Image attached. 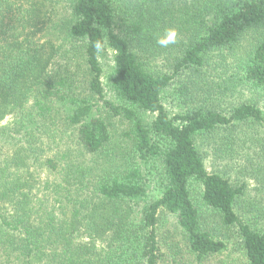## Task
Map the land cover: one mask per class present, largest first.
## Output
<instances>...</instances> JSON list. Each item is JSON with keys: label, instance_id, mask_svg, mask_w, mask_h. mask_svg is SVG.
Listing matches in <instances>:
<instances>
[{"label": "trees", "instance_id": "1", "mask_svg": "<svg viewBox=\"0 0 264 264\" xmlns=\"http://www.w3.org/2000/svg\"><path fill=\"white\" fill-rule=\"evenodd\" d=\"M219 54L223 93L256 100L191 105ZM262 103L264 0H0V264H182L165 215L192 264H264L246 181L204 162ZM97 106L126 125L123 163Z\"/></svg>", "mask_w": 264, "mask_h": 264}, {"label": "rangeland", "instance_id": "2", "mask_svg": "<svg viewBox=\"0 0 264 264\" xmlns=\"http://www.w3.org/2000/svg\"><path fill=\"white\" fill-rule=\"evenodd\" d=\"M185 1L192 2V0ZM229 57L226 61L232 63L234 59L231 56ZM150 59L153 60L154 63L152 65L155 69L161 68L163 65L166 66L162 56H151ZM222 59L224 58L221 57V54L210 58L207 70L197 78L199 86L195 85L192 90L193 102L191 105L208 104L223 111H229L232 107L247 99L250 102L251 100H256L251 99L250 91L241 88H236L233 96L229 92L223 93V89L227 87V84L222 82L221 79L223 73L227 75L230 68L226 71L228 64L224 62L225 65H223ZM111 60L112 54L109 51L103 52L100 61L104 74L110 68ZM105 92L107 98L112 99L111 92L107 89H105ZM170 99L167 100L170 112H172V109L175 112L183 111L184 108L182 109L179 105H175ZM260 109L264 119V103L260 105ZM93 113L95 116L105 120L106 123H110L111 141L109 154H111L116 163H123L122 159L126 144L121 136L126 128L125 123L120 121L119 118L110 117L101 106L95 107ZM204 143L205 151H207L204 162L207 170L226 173L231 180L246 181V205H251L258 213H261L263 217L260 218H263L264 221V175L260 177L261 171L264 170V121L261 124L249 123L240 125L227 131L219 130L212 137L207 138ZM262 165L263 169L261 170ZM262 226L264 227V225ZM160 229L163 231V235L168 238V243L171 242L170 245L173 250L181 247L180 253L183 259L181 257H177V259L182 264L184 260L187 264H192V260L185 254L182 247V237L177 226L176 217L163 216ZM231 251L235 253L232 248ZM236 255L238 258V252ZM226 261L229 262V259ZM232 261L233 264H239L236 259L232 258Z\"/></svg>", "mask_w": 264, "mask_h": 264}]
</instances>
